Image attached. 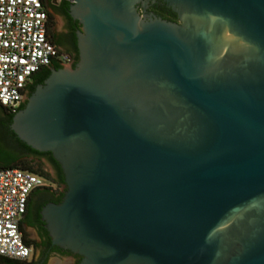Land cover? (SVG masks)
Instances as JSON below:
<instances>
[{"label": "water", "instance_id": "95a60500", "mask_svg": "<svg viewBox=\"0 0 264 264\" xmlns=\"http://www.w3.org/2000/svg\"><path fill=\"white\" fill-rule=\"evenodd\" d=\"M156 1L74 0L78 62L25 84L10 129L66 184L41 220L78 264H264V0Z\"/></svg>", "mask_w": 264, "mask_h": 264}, {"label": "built area", "instance_id": "2783aa9c", "mask_svg": "<svg viewBox=\"0 0 264 264\" xmlns=\"http://www.w3.org/2000/svg\"><path fill=\"white\" fill-rule=\"evenodd\" d=\"M47 16L45 0H0V104L12 113L19 107L25 84L38 70L55 59L62 64L70 61L52 43ZM43 179L17 167L0 169L1 257L28 260L31 250L24 240L21 221L30 193L43 185Z\"/></svg>", "mask_w": 264, "mask_h": 264}, {"label": "flooded vegetation", "instance_id": "af4514ba", "mask_svg": "<svg viewBox=\"0 0 264 264\" xmlns=\"http://www.w3.org/2000/svg\"><path fill=\"white\" fill-rule=\"evenodd\" d=\"M168 9L167 13H161L157 7ZM48 33L52 43L59 53L67 54L70 58L68 65H74L78 62V32L82 31L80 21L71 15V3L68 2H50L47 6ZM142 10L141 7L138 8ZM147 13L163 20L178 22L176 14L166 6L161 0L150 4ZM62 64L55 59L47 67L39 70V73L33 75L29 80V85L25 93V99L33 89L41 84L50 74L52 69H57ZM7 117V115H4ZM35 161L42 165L43 170L50 176L51 180L43 177L42 186L34 189L29 197L30 208L27 211L30 223L23 225L24 239L29 242L30 256L23 264H76L80 261V256L67 250L61 249L52 244L51 238L45 223L41 220V208L50 202L59 203L66 190L64 175L59 164L53 159L50 152H41L35 155ZM37 211H35L36 207ZM26 212V211H25ZM52 259V263H50Z\"/></svg>", "mask_w": 264, "mask_h": 264}, {"label": "trees", "instance_id": "16d2710c", "mask_svg": "<svg viewBox=\"0 0 264 264\" xmlns=\"http://www.w3.org/2000/svg\"><path fill=\"white\" fill-rule=\"evenodd\" d=\"M157 8L158 11L161 13L168 12V9L166 10V8L159 6ZM60 67L61 65L57 69H59ZM37 73H39V71H37L35 74ZM32 92H30V94ZM24 105L25 103H23L18 110L23 108ZM3 114L7 115V117H4ZM14 114L15 113L10 112L8 108L0 104V169L17 167L51 180L50 176L43 170L42 165L37 163L34 159L35 155L41 154V152H38L32 149L31 147H29L28 145H26L10 129L11 119ZM38 207L39 206L36 207L35 211H37ZM29 208H30V203L28 200L26 206V212L22 220V225H26L27 223L31 222L27 215V211L29 210ZM25 242L27 245H29V242L27 240H25ZM23 263L24 262L8 260L0 256V264H23ZM76 264H78V262Z\"/></svg>", "mask_w": 264, "mask_h": 264}]
</instances>
